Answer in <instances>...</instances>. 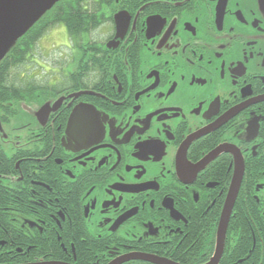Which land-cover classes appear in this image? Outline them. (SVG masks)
<instances>
[{"label": "flooded vegetation", "instance_id": "obj_1", "mask_svg": "<svg viewBox=\"0 0 264 264\" xmlns=\"http://www.w3.org/2000/svg\"><path fill=\"white\" fill-rule=\"evenodd\" d=\"M71 2L50 84L14 78L42 19L0 63V264H209L241 170L216 264H264V0Z\"/></svg>", "mask_w": 264, "mask_h": 264}, {"label": "water", "instance_id": "obj_2", "mask_svg": "<svg viewBox=\"0 0 264 264\" xmlns=\"http://www.w3.org/2000/svg\"><path fill=\"white\" fill-rule=\"evenodd\" d=\"M61 2L62 0H0V63L3 59L8 57L11 51L16 47L18 41L26 35L38 21L49 14L50 11H53L56 7H58ZM122 21L123 19L121 18V15L115 16L116 28L118 32L121 30V25H123ZM77 96L78 95H75V97ZM61 101V99L57 101L52 110H50L47 106L43 107L40 113H42L43 117L46 118L50 111L56 110ZM69 127L70 124H68V128ZM241 172L242 170L236 175V178H234L229 190L218 229L219 249L216 251L214 259L211 260L209 264H216L221 256L222 241L225 236L230 211L240 185ZM129 261H141L150 264H169L163 259L142 254L125 255L110 264H124Z\"/></svg>", "mask_w": 264, "mask_h": 264}, {"label": "rangeland", "instance_id": "obj_3", "mask_svg": "<svg viewBox=\"0 0 264 264\" xmlns=\"http://www.w3.org/2000/svg\"><path fill=\"white\" fill-rule=\"evenodd\" d=\"M66 2H64L63 0L62 3L53 10L52 17L55 18V16H57L56 14L57 10L62 5H64L61 8L62 10H60L61 16H64L65 18H69V15L71 13L70 11L73 5L72 2L71 4L69 3L70 0H66ZM48 29L49 31L44 36H41L42 40H39V42H36L35 44L32 43V46L35 48V49L33 48L34 49L33 60H35L38 63V65H40L41 67L38 68L36 64L32 63L25 65V67L24 68L22 67L21 70L14 71L15 72L14 78L16 81H19V77L21 78L23 77V73L25 69L27 73L26 75L27 79L29 77L32 78L38 75V77H40L41 80L40 82L42 84L48 85L50 84L49 82L52 79L51 77L56 76L55 72L60 67H64L65 64L69 61V58H67V56L71 55V50L68 49V38L64 28L57 24H53V26H51V28L49 27ZM103 33L104 31L97 30L88 34L87 36L88 42L101 43V41L104 38Z\"/></svg>", "mask_w": 264, "mask_h": 264}, {"label": "trees", "instance_id": "obj_4", "mask_svg": "<svg viewBox=\"0 0 264 264\" xmlns=\"http://www.w3.org/2000/svg\"><path fill=\"white\" fill-rule=\"evenodd\" d=\"M91 1H93V0H91ZM92 5H94V7L92 6V10H91V23H92V26L95 28V26H97V24H96V20L95 19H93L92 18V16L94 17V15H95V13H97V6H95L96 4H92ZM76 9H77V6H76ZM78 10H79V6H78ZM53 13V11H50V13L49 14H47L46 16H44L43 17V19H42V28H41V35H39L38 37L39 38H41V36H44L48 31H49V27L51 28V26H53V24H58V22L56 21H53L54 19V17H52V14ZM78 18H80V19H78ZM82 14H80V15H78V12H76V14H73L72 15V18H71V22L73 23V24H77L78 25V22L79 21H81L82 19ZM53 23V24H52ZM64 23H65V27H66V31H67V34H68V36L69 37H77L80 33H82V32H84L85 30L84 29H81L79 26H71L69 23H68V18H65V20H64ZM71 23V24H72ZM50 24H52V25H50ZM34 31V29H32V30H30L26 35H25V37H28L29 36V34L30 33H32ZM87 32V31H86ZM37 37V38H38ZM25 47L27 48H25V54H27L28 52H29V50H30V47H27L26 45H25ZM20 48V47H19ZM18 50L19 49H17V51L15 52V53H13L12 55H16V54H19V52H18ZM11 55V56H12ZM20 56H23L22 54H20ZM21 61H23V60H21ZM19 63H22V62H19ZM242 230H243V232L244 231H246L247 229H246V227H245V225L244 224H242ZM249 239V250L251 251V240H250V238H248ZM255 239H256V245L258 244V242H259V238H256L255 237ZM264 240V239H263ZM240 249H241V252H240V257H243V256H247L248 255V249H246V251L245 252H242V247L240 246ZM263 256H264V254H263ZM250 257H251V260L253 259V257H255V258H257L258 257V253L256 252V250H252L251 251V255H250ZM264 259V258H263ZM258 261V258L256 259V262Z\"/></svg>", "mask_w": 264, "mask_h": 264}]
</instances>
